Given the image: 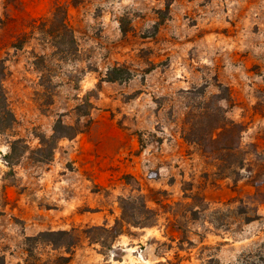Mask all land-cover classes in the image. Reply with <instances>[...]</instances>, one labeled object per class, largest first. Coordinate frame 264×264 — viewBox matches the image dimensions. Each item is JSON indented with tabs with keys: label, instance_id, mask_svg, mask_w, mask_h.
Segmentation results:
<instances>
[{
	"label": "rangeland",
	"instance_id": "1",
	"mask_svg": "<svg viewBox=\"0 0 264 264\" xmlns=\"http://www.w3.org/2000/svg\"><path fill=\"white\" fill-rule=\"evenodd\" d=\"M56 3L69 5L72 57L34 24ZM0 56L16 117L0 134L5 264L68 255L27 238L110 229L120 199L139 197L153 225L92 229L69 264H264V185L235 182L183 135L191 111L219 105L264 151V0H0ZM116 66L131 77L108 81ZM86 96L88 117L75 110ZM58 119L82 132L47 158Z\"/></svg>",
	"mask_w": 264,
	"mask_h": 264
},
{
	"label": "trees",
	"instance_id": "2",
	"mask_svg": "<svg viewBox=\"0 0 264 264\" xmlns=\"http://www.w3.org/2000/svg\"><path fill=\"white\" fill-rule=\"evenodd\" d=\"M68 7L67 3H56L51 17L34 22L40 34L54 47V52L63 58L72 57L77 53L74 31L68 20ZM6 76L7 66L0 56V134L10 130L16 121L4 87ZM130 77L131 73L127 68L116 66L108 71L106 79L116 82L127 80ZM222 98L228 99V97H220L218 100ZM92 108L93 104L86 96L84 103L77 106L75 110L79 112V115L88 117ZM81 109L84 111H80ZM256 110L264 116V108L256 106ZM186 124L184 139L197 145L204 158L216 161L220 172L229 170V177L233 176L235 182L247 179L255 187L264 185V151H259L255 143L242 142L244 124L237 123L230 118L227 119L225 110L221 106L207 104L201 111H191ZM81 132L79 125H68L58 119L50 138H42L40 151L50 158L61 139L74 138ZM120 206L121 218L116 220L112 228L92 229L98 228L113 232V238H117L125 232L126 225L147 227L153 225L157 218L156 211L149 208L141 197L121 198ZM92 229L72 228L71 230L46 231L36 237L27 238V241L32 245L37 242L46 244L53 250L62 249L68 254L59 255L47 261V264H69L74 250L82 243L85 235L90 238L89 233ZM0 264H5L4 257H0Z\"/></svg>",
	"mask_w": 264,
	"mask_h": 264
}]
</instances>
